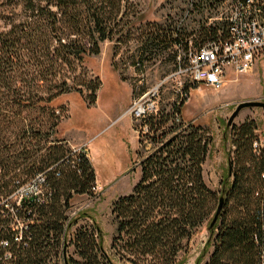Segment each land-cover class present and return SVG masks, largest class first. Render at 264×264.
Wrapping results in <instances>:
<instances>
[{"label":"trees","instance_id":"trees-1","mask_svg":"<svg viewBox=\"0 0 264 264\" xmlns=\"http://www.w3.org/2000/svg\"><path fill=\"white\" fill-rule=\"evenodd\" d=\"M225 1L197 0L196 6L204 10ZM135 4L0 0V264H181L180 255L203 225L209 238L197 264H264V141L258 123L247 118L229 128L228 169L214 190L204 174L214 135L183 119L187 98L148 115L147 129L140 126L141 174L131 193L113 203L110 250L96 220L87 211L72 212L74 195L94 193L96 172L85 152L67 154L54 137L67 112L56 101L88 91L89 102H97L102 82L89 74L85 58L98 55L105 40L130 37L125 26L133 22L129 9ZM223 24L200 30L192 41L194 32H147L142 53L162 45L218 44L228 36L220 34ZM198 85L187 83L185 91ZM44 148L48 153L38 155ZM30 182L40 186L37 194L23 195L19 204L10 198ZM221 197L222 211L211 226ZM6 200L17 208L16 221ZM86 216L91 223L78 225Z\"/></svg>","mask_w":264,"mask_h":264},{"label":"rangeland","instance_id":"rangeland-1","mask_svg":"<svg viewBox=\"0 0 264 264\" xmlns=\"http://www.w3.org/2000/svg\"><path fill=\"white\" fill-rule=\"evenodd\" d=\"M196 1L137 0L138 4L129 9L133 22L125 26V33L129 30L130 37L121 42L105 40L100 44L98 55L85 58L84 65L89 74L102 82L97 102H89L88 91L71 92L56 101L57 104H65L67 112L54 137L62 140L61 145L67 154L85 152L96 172L94 193L74 195L72 212L87 211L96 220L107 250H110L116 233L113 203L120 196L131 193L141 174L137 165L141 123L131 115V104L137 94L161 84L158 107L169 110L177 97L176 89L180 81V78L171 76L175 70V46L149 48L144 54L145 48L140 42L142 34L173 28L184 35L194 32L190 37L192 41L198 37L196 34L200 30L217 22H224L220 34L226 32L232 0L204 10L197 8ZM137 11L139 14L134 16ZM137 61L143 62L142 68L136 66ZM181 80L191 84L185 77ZM256 100L264 102V48L259 51L249 72L231 73L223 87L214 88L199 83L198 87L190 89L182 115L185 121L202 124L214 135L211 155L204 164L205 179L214 190L221 188L220 181L228 169V151L231 148L229 128L232 125L252 118L257 121V132L264 141V107L243 108L233 123L228 124L239 103ZM44 144L42 142L40 146ZM41 153L47 154L48 151L44 148L38 155ZM86 222L91 223L88 216L81 219L78 225ZM208 238L207 226L203 225L180 255L181 264H197ZM208 257L209 254L203 263Z\"/></svg>","mask_w":264,"mask_h":264},{"label":"built area","instance_id":"built-area-1","mask_svg":"<svg viewBox=\"0 0 264 264\" xmlns=\"http://www.w3.org/2000/svg\"><path fill=\"white\" fill-rule=\"evenodd\" d=\"M264 0H232L227 15V37L220 36L218 44L207 46H195L192 42L188 47L175 45L177 54L175 58V70L171 76L180 78L176 89L177 98H189L185 91L187 78L192 83L221 88L224 86L231 73L249 72L257 60L259 51L264 48ZM161 84L134 98L130 113L144 125L146 117L158 113V97ZM262 146V143H255ZM88 156V155H87ZM40 186L36 182H30L27 186L16 191L11 199L18 204L23 195L37 194ZM6 200L11 212L12 221L17 220V208L11 206ZM5 242L4 244H6Z\"/></svg>","mask_w":264,"mask_h":264},{"label":"water","instance_id":"water-1","mask_svg":"<svg viewBox=\"0 0 264 264\" xmlns=\"http://www.w3.org/2000/svg\"><path fill=\"white\" fill-rule=\"evenodd\" d=\"M251 106H260V107H264V102L262 101H244V102H241L238 104L236 110L234 111V113L231 115L230 119H229V122L228 124H232L233 121L235 120V118L237 117V115L240 113V111L243 109V108H246V107H251ZM223 204H224V198L221 197L220 199V204L218 206V209H217V212L214 216V219L211 223V226H213L217 220H218V217H219V214L220 212L222 211V208H223Z\"/></svg>","mask_w":264,"mask_h":264},{"label":"crops","instance_id":"crops-1","mask_svg":"<svg viewBox=\"0 0 264 264\" xmlns=\"http://www.w3.org/2000/svg\"><path fill=\"white\" fill-rule=\"evenodd\" d=\"M140 94H141V93H140ZM138 95H139V94H138ZM138 95H137V96H138ZM138 144H139V140H138ZM126 166H127V165H126ZM127 167H128V166H127ZM138 169H139V173H140V167H138Z\"/></svg>","mask_w":264,"mask_h":264}]
</instances>
